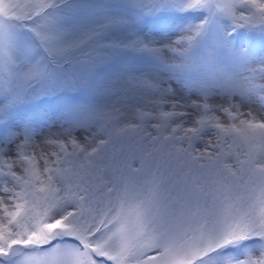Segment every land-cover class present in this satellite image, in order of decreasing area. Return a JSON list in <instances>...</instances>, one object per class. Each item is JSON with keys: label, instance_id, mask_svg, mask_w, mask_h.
Masks as SVG:
<instances>
[{"label": "snow or ice", "instance_id": "snow-or-ice-1", "mask_svg": "<svg viewBox=\"0 0 264 264\" xmlns=\"http://www.w3.org/2000/svg\"><path fill=\"white\" fill-rule=\"evenodd\" d=\"M0 264H264V0H0Z\"/></svg>", "mask_w": 264, "mask_h": 264}, {"label": "rangeland", "instance_id": "rangeland-1", "mask_svg": "<svg viewBox=\"0 0 264 264\" xmlns=\"http://www.w3.org/2000/svg\"><path fill=\"white\" fill-rule=\"evenodd\" d=\"M151 130V129H150Z\"/></svg>", "mask_w": 264, "mask_h": 264}]
</instances>
